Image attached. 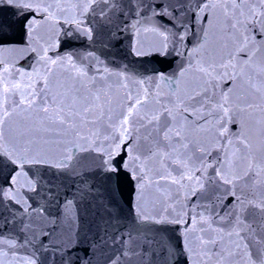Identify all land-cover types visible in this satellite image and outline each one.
<instances>
[{
	"label": "snow or ice",
	"instance_id": "snow-or-ice-1",
	"mask_svg": "<svg viewBox=\"0 0 264 264\" xmlns=\"http://www.w3.org/2000/svg\"><path fill=\"white\" fill-rule=\"evenodd\" d=\"M0 264H264V0H0Z\"/></svg>",
	"mask_w": 264,
	"mask_h": 264
}]
</instances>
